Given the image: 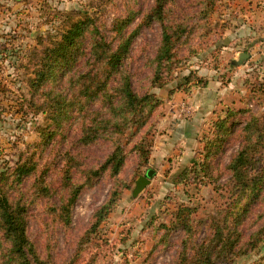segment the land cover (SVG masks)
I'll list each match as a JSON object with an SVG mask.
<instances>
[{
  "label": "rangeland",
  "instance_id": "1",
  "mask_svg": "<svg viewBox=\"0 0 264 264\" xmlns=\"http://www.w3.org/2000/svg\"><path fill=\"white\" fill-rule=\"evenodd\" d=\"M154 4L155 0H0V175L6 177L1 185L12 203L21 200L29 205L28 236L44 264L69 260L72 264H170L188 236L182 229L166 233L161 225H170L181 207L193 208L190 225L195 231L189 237L201 240L213 234L214 223L222 224L228 206L236 216L246 201L234 189L227 165L243 145L247 115L236 116L240 124L212 160L213 181L203 172L182 182L176 178L201 160L203 137L215 130L214 107L219 115L228 108L248 107L264 121V90L251 91L254 84L264 89V39L260 38L264 27L243 32L245 24L255 26L264 20V0H214L211 9L205 0H167L164 21L175 31V45L171 62L163 65L156 81L155 56L164 24L148 19ZM85 15L92 22L80 39L75 61L57 69L41 88L62 92L72 101L54 120V108L31 83L45 47L53 46L72 21ZM127 16L134 18L125 31L138 32L122 60L124 71L136 92L148 93L157 102L152 111L146 107L140 129L130 123L116 135L113 123L125 121V113H120L118 95L113 97L115 82L106 89L109 99L102 91L90 98L78 94V78L90 70L91 48L99 36L113 46L120 42L114 22ZM242 52L249 57L237 65ZM199 111L203 117L197 115ZM101 121L110 122L95 131L97 138L82 140L90 126ZM169 121H196L195 131L186 132L193 140L174 132ZM55 128L57 134L45 143L42 133ZM115 137L126 154L125 166L117 174L109 168L101 170ZM142 137L153 140L147 165L135 149ZM260 151L262 167L264 147ZM28 162L35 164L34 171L17 181L16 169ZM150 168L155 170L151 183L133 196L137 178ZM77 187L80 191L66 223L58 215ZM43 189L50 194L38 195ZM114 191L119 192L116 205L99 221V212ZM240 230L239 245L247 253L217 264H264V190ZM261 236L251 249L252 238ZM5 242H0V249Z\"/></svg>",
  "mask_w": 264,
  "mask_h": 264
},
{
  "label": "trees",
  "instance_id": "2",
  "mask_svg": "<svg viewBox=\"0 0 264 264\" xmlns=\"http://www.w3.org/2000/svg\"><path fill=\"white\" fill-rule=\"evenodd\" d=\"M205 1L208 8L211 9L214 6V0ZM166 2L167 0H155L154 6L148 13V19H158L164 24L161 44L155 56V81L161 76L163 65L171 62L175 45V31H171L164 21ZM133 18V16H127L114 22V31L120 36V42L116 46H113L103 35L95 40L90 52L92 57L91 68L82 73L78 78V94L90 98H94L93 96H96L101 91L108 98L106 89L110 82H115L116 85L113 88L116 89V93L113 94V97L115 94L118 95V101L121 103L120 107L122 109L120 113L123 111L125 113V121H115L113 123V130H115L116 135L124 132L130 123L136 126V130L140 129L146 121V107L149 106V111H152L157 102L148 93L141 95L136 92L130 76L124 71L122 60L128 53L132 39L138 32V29L134 32L125 31ZM91 22L92 17L89 15L72 21L61 33L60 38L54 45L45 47L43 51L44 57L41 61V66L36 71L31 85L33 90L39 91L40 95H43L48 100L49 105L54 108V115H52V119L54 120L59 119L63 115L65 110L64 105L72 101L71 99H67L66 95L62 92L56 91L54 93L52 90L41 91V88L52 79L57 69L66 68L75 61L80 52V39L87 32ZM116 74L121 75V77L116 79ZM200 80L202 81V79ZM206 83L204 86L207 85ZM263 90L262 85L257 86L256 84L251 89L252 93L255 94ZM256 100H259V98L256 97ZM247 108H228L224 115H218L214 119L215 130H212V135L203 137L201 160L198 163L195 162V166L193 167H185L176 178V181L182 182L189 180L194 175L200 176L198 173L203 172L205 177L213 181L215 165L212 160L227 145L229 138L234 134V126L240 124L241 121H238L236 116L245 117L247 115V122L243 128L246 131L243 136V145L227 165L232 174L233 182H235L234 189L236 192L238 191L246 196L243 208L234 216L233 210L228 206L224 210V216L221 220L222 224L214 223L216 226L213 234L210 237L197 240V237H189L195 231L190 225V216L193 214V208L188 206L181 207L176 212L175 219L170 225H161L166 230V233L175 229H182L186 232V236H188L181 241V249L177 257L170 264H217L218 262H227L233 257L247 253V250L242 249L239 245L242 239L240 225L248 216L252 205L260 199L261 193L264 190V165L262 167L259 165L261 157H257L258 155H262L260 149L264 147V125L260 124V122L264 124V121ZM52 122L56 123V126H59L58 121ZM106 122L110 121H101L100 123H96L95 126H90L88 131L82 136V140L90 142L94 138H97L95 131L100 127L106 126ZM57 130L55 128L42 133V138L46 141L45 143H48V140L57 134ZM115 138L112 151L102 163L101 170L109 168L113 173L117 174L125 166L126 154L124 153V147L118 143V138ZM152 145L153 140L145 137H142L135 145L140 161L145 165L149 163ZM69 163H67V166ZM34 169L35 164L31 162L19 165L16 169V180L22 181L23 177L32 173ZM94 172L99 173V171ZM5 179V176L0 175V242L6 240L7 244L5 242V245L8 247L5 246L0 249V264H44L28 236L27 217L30 216L29 205L21 200H16L14 203L11 202V198H9L1 185V182L5 181ZM79 191V187L72 191L67 202L63 203L64 206L62 207L61 214L58 215L66 223H69L70 208ZM45 193L50 194L49 189H43L37 194L44 195ZM118 198L119 192L114 191L106 205L101 208L98 217L99 221L105 220L108 217L110 211L116 205L115 203ZM230 218H232L231 222ZM94 226L96 225L94 224ZM95 229L93 228L88 234L90 235ZM261 239L262 236L253 237L250 242L251 249L255 248ZM72 263L73 260H69L66 264Z\"/></svg>",
  "mask_w": 264,
  "mask_h": 264
},
{
  "label": "crops",
  "instance_id": "3",
  "mask_svg": "<svg viewBox=\"0 0 264 264\" xmlns=\"http://www.w3.org/2000/svg\"><path fill=\"white\" fill-rule=\"evenodd\" d=\"M262 13H264V12H262ZM250 24H251V22L248 23V25L245 24L243 26V32L244 33L246 32V30H250L251 28L256 29V26H258V30L262 29L264 27V20L259 21L258 23H256L258 25H255V26L254 25H250ZM260 38L264 39V37H260ZM246 39H247V37H246ZM175 110H177V109H175ZM221 110H223V109H221ZM211 113H213V116H218L221 112L218 111V108L214 107L213 110H211ZM176 114H177V111H176ZM197 115H201L203 117L204 114L201 111H199V113ZM202 117H200V116L197 117L196 116L195 118L199 119V118H202ZM195 123H196V121H169L170 126H173L174 132L178 131V132L184 133L185 134V138L184 139L190 140L188 142H191V140H193V139L191 137V134L190 133H189L190 135L186 134V132L187 131L188 132L189 131L190 132H194L195 129H196V127H195L196 124ZM174 143H176V141ZM186 153H188L190 155V154L193 153V151L187 150Z\"/></svg>",
  "mask_w": 264,
  "mask_h": 264
},
{
  "label": "water",
  "instance_id": "4",
  "mask_svg": "<svg viewBox=\"0 0 264 264\" xmlns=\"http://www.w3.org/2000/svg\"><path fill=\"white\" fill-rule=\"evenodd\" d=\"M249 57V54L247 52H242L239 55V60L236 62L237 65L243 64L246 59ZM155 170L154 169H148L146 174L140 175L136 182L135 186L133 188V196H137L142 190L145 189L146 186H148L151 183V177L154 175Z\"/></svg>",
  "mask_w": 264,
  "mask_h": 264
}]
</instances>
